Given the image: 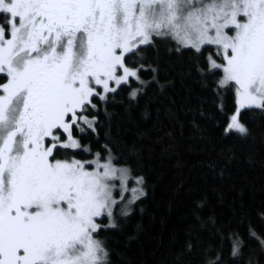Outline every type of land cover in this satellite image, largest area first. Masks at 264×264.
<instances>
[{"label": "snow or ice", "instance_id": "6c2138e0", "mask_svg": "<svg viewBox=\"0 0 264 264\" xmlns=\"http://www.w3.org/2000/svg\"><path fill=\"white\" fill-rule=\"evenodd\" d=\"M162 40L187 59L179 105ZM118 108L248 139L245 114L264 122V0H0V264H112L108 233L149 187L142 149L113 135ZM215 231L173 264H264V229Z\"/></svg>", "mask_w": 264, "mask_h": 264}, {"label": "trees", "instance_id": "16d2710c", "mask_svg": "<svg viewBox=\"0 0 264 264\" xmlns=\"http://www.w3.org/2000/svg\"><path fill=\"white\" fill-rule=\"evenodd\" d=\"M170 46L166 40L159 42L161 75L172 70L175 87L169 91L179 105L184 85L177 73L187 66V59L168 54ZM172 65L176 68L170 69ZM227 103L230 108L231 100ZM207 108L213 110L211 98ZM180 119L183 134L174 121L157 117L154 110L149 117L138 111L131 118L122 109L115 110L112 123L118 147L135 141L142 149L149 187L148 198L122 221L121 230L108 233L112 264H173L177 250L190 236H198L201 244L208 245L219 242L216 228L238 231L242 238L249 221L264 229L256 215L264 209V122L245 114L251 135L242 139L225 137L211 119L197 116L203 132L189 123L191 115L181 112ZM169 128L174 129L172 137L165 134ZM230 153L233 158L228 160ZM198 201H203L202 207L196 206ZM209 217L215 219V227ZM224 255L230 257L227 242ZM192 260L195 264V253Z\"/></svg>", "mask_w": 264, "mask_h": 264}]
</instances>
